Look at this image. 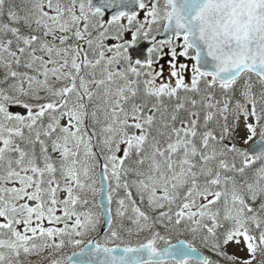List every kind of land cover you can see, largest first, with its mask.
<instances>
[{
	"label": "snow or ice",
	"instance_id": "snow-or-ice-1",
	"mask_svg": "<svg viewBox=\"0 0 264 264\" xmlns=\"http://www.w3.org/2000/svg\"><path fill=\"white\" fill-rule=\"evenodd\" d=\"M0 264H264V0H0Z\"/></svg>",
	"mask_w": 264,
	"mask_h": 264
}]
</instances>
